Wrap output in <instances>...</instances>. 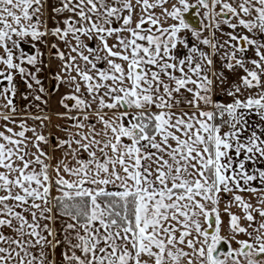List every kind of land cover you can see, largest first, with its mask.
Returning a JSON list of instances; mask_svg holds the SVG:
<instances>
[{
	"label": "snow or ice",
	"instance_id": "obj_1",
	"mask_svg": "<svg viewBox=\"0 0 264 264\" xmlns=\"http://www.w3.org/2000/svg\"><path fill=\"white\" fill-rule=\"evenodd\" d=\"M0 122V264H264V0H0Z\"/></svg>",
	"mask_w": 264,
	"mask_h": 264
},
{
	"label": "crops",
	"instance_id": "obj_2",
	"mask_svg": "<svg viewBox=\"0 0 264 264\" xmlns=\"http://www.w3.org/2000/svg\"><path fill=\"white\" fill-rule=\"evenodd\" d=\"M173 3H175V0H172ZM168 7H170V5H167ZM160 11L161 9H157L156 10V14L157 15H160ZM203 13H199V15H201ZM48 16V13L46 12L45 14V17L47 18ZM61 19V17H56V20H55V24H51V20L48 19V27L49 28H52L54 26H56V21H59ZM169 23H174L176 21H172L170 18H169ZM207 23H209V21L207 20ZM208 31H212L211 29H208ZM182 35H185L187 36V39L190 41V43H194L193 39L195 40V38L190 34V33H187V32H184V33H181ZM218 36H220L221 34L220 33H217ZM47 41H48V45L46 46L45 44L43 43H40V42H25L24 44L26 45H29V46H32V43H35L36 46L43 52V57L42 59L44 60V64L47 65L46 67H44V70L42 71V75H41V80H42V83H43V86L48 90L49 93H51V95H47V94H42L44 96V99H46L48 101L47 105L39 102V101H34L31 97H29V100H24L22 99V93H27L29 90L27 89V86H26V91H18L17 93V96L15 98V103L17 104V106L22 110L24 111L26 109V107L31 104L32 107L30 109H28V111L32 114H40V115H51L52 116V125L49 126L48 129H44V131L47 133L48 131H52L54 133H56V135H62L60 132H58L56 130V128L54 127V125L56 124H65L66 122L63 121V120H60L57 118L56 114L57 113H61V112H64V109L59 105L58 101L61 99V97L69 90L67 88V86H60L59 90H57L55 87H54V84L55 82L51 80V77L54 73L56 72H59L60 69H59V64L60 62L56 59H53L51 58V53L54 51L50 48V45L51 43L53 42H56V43H60L55 37H52L51 35H49L48 37L45 38ZM221 39H223V37L221 36ZM195 44V43H194ZM200 47H204L206 48L205 51H210V49L207 47V46H204V45H199ZM60 47L63 48L64 46L62 44H60ZM65 51H67V49H64ZM184 49H180V54L183 55L184 53ZM33 53H35V49L33 48ZM217 67H219V65H217ZM228 75H231V74H228ZM17 80L21 81V79L19 78V76L16 77ZM22 82V81H21ZM36 87V86H35ZM220 90L219 89H216L215 90V93H219ZM36 94V93H34ZM230 98L224 96L222 93H220L219 95L217 94H214L213 95V100H221L223 102H227ZM36 104H39V108L35 107ZM41 109H43V112H41ZM2 123V122H0ZM29 123L31 124L32 121H29ZM55 155L59 156L60 153H55ZM259 166L258 164H252L250 165V167H257ZM57 193L55 191H53V195H56ZM221 207L223 208V204L221 205ZM232 211L236 212V208L233 207ZM54 219H57V218H54ZM65 219L66 218H61L59 217V220H60V223H63L65 222ZM62 220H64L62 222ZM228 218L227 216L224 217V221H225V224H224V228L226 226V222H227ZM54 220L49 222V221H44V223H48L49 224V227L53 229L54 231ZM223 228V230H224ZM59 235H60V240H63V228L60 227V231H59ZM49 239H53L54 241L57 240L55 237H49ZM63 250V246H61L60 250H56L55 249V252H54V259L56 261V264H60L61 262V252ZM37 251H39L37 249ZM58 251V252H57ZM49 255L52 256L53 253L51 252V250H49Z\"/></svg>",
	"mask_w": 264,
	"mask_h": 264
},
{
	"label": "rangeland",
	"instance_id": "obj_3",
	"mask_svg": "<svg viewBox=\"0 0 264 264\" xmlns=\"http://www.w3.org/2000/svg\"><path fill=\"white\" fill-rule=\"evenodd\" d=\"M52 2H54V0H52ZM204 11H202V12H200V13H203ZM46 18V17H45ZM200 18L202 19L201 21H202V23H203V19H204V17L201 15L200 16ZM49 20H51V24H55V21L54 20H52V19H49ZM206 22H207V20H206ZM224 31H228V29L226 28V26L224 27ZM203 35H205V36H211V31L209 32L208 30H206V31H204V33H203ZM224 38V37H223ZM193 41H194V43L195 44H198V41H196V40H194L193 39ZM23 46V48L25 49V51H27V52H29V53H33V47L32 46H29V45H26V44H23L22 45ZM204 48V47H203ZM205 50H206V48H204ZM208 51V50H207ZM41 75H42V72L41 73H39L38 74V76H39V78L41 77ZM20 78V77H19ZM21 79V78H20ZM22 81V80H21ZM23 82V81H22ZM34 88H35V85H34ZM239 211V209H237L236 208V212H238ZM57 219H54V237L57 239V240H60V233H59V231H60V227H62L63 228V223H60V220H59V217H56ZM61 218H63L62 216H61ZM64 220H62V222H63ZM222 235H230L228 232H227V222H226V226H225V228H224V230L222 229V233H221ZM239 238H245V237H239ZM236 245H233V247H235ZM60 248L61 247H57L56 248V250H60ZM58 252V251H57Z\"/></svg>",
	"mask_w": 264,
	"mask_h": 264
},
{
	"label": "flooded vegetation",
	"instance_id": "obj_4",
	"mask_svg": "<svg viewBox=\"0 0 264 264\" xmlns=\"http://www.w3.org/2000/svg\"><path fill=\"white\" fill-rule=\"evenodd\" d=\"M189 3H190V4H195V3H196V0H189ZM202 11H204L202 8L190 9V11H189L188 13H185V17H186V19L189 20L194 26H197L199 23H202V21H201L202 19L200 18V16H201V15L203 16V14H201V15H197V13H200V12H202ZM203 17H204V16H203ZM203 23H204V24L207 23L205 19H203ZM16 80H17V79H16ZM17 81H19V80H17ZM19 82L23 85L24 89H23V90H18V91H21V92L26 91V86L24 85V83L21 82V81H19Z\"/></svg>",
	"mask_w": 264,
	"mask_h": 264
},
{
	"label": "built area",
	"instance_id": "obj_5",
	"mask_svg": "<svg viewBox=\"0 0 264 264\" xmlns=\"http://www.w3.org/2000/svg\"><path fill=\"white\" fill-rule=\"evenodd\" d=\"M17 83H18V90H23L24 89L23 85L19 81H17Z\"/></svg>",
	"mask_w": 264,
	"mask_h": 264
}]
</instances>
